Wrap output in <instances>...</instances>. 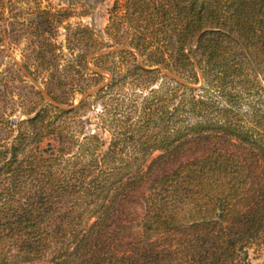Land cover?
I'll list each match as a JSON object with an SVG mask.
<instances>
[{"label": "trees", "instance_id": "16d2710c", "mask_svg": "<svg viewBox=\"0 0 264 264\" xmlns=\"http://www.w3.org/2000/svg\"><path fill=\"white\" fill-rule=\"evenodd\" d=\"M118 9L127 47L91 71L124 67L96 92L107 142L75 130L80 105L0 115V264H237L264 249V0Z\"/></svg>", "mask_w": 264, "mask_h": 264}, {"label": "rangeland", "instance_id": "374dc122", "mask_svg": "<svg viewBox=\"0 0 264 264\" xmlns=\"http://www.w3.org/2000/svg\"><path fill=\"white\" fill-rule=\"evenodd\" d=\"M118 2L122 5L124 0ZM112 3L113 0H10L5 7L1 6L0 115L18 121L27 116L28 109H37L40 105L64 108L80 105L74 112L75 130L82 123L83 132H95L107 142L109 133L102 123L108 116L102 100L113 95V90H103L102 97L96 92L111 78V68L119 70L114 75L120 85L124 67L117 62L114 65L113 57L107 56L105 64L110 68L101 71L102 80L98 84H93L96 77L91 71L97 69L98 55L127 47L123 43L127 24L124 10L118 9L110 16ZM111 17L114 25L119 26L118 38L123 45L108 46L107 25H111ZM44 44L48 48L49 45L55 47L50 48L52 61H49V52H43L44 57L37 56L41 54L39 45ZM46 87L64 102L55 100ZM121 88L119 94L126 95V85ZM4 128L1 126L0 130L6 134ZM41 146H45V142ZM133 209L138 213L142 211L139 205H134ZM245 261L264 264V249H249L247 258L237 264H245Z\"/></svg>", "mask_w": 264, "mask_h": 264}, {"label": "water", "instance_id": "95a60500", "mask_svg": "<svg viewBox=\"0 0 264 264\" xmlns=\"http://www.w3.org/2000/svg\"><path fill=\"white\" fill-rule=\"evenodd\" d=\"M48 97V96H47ZM49 98V97H48ZM50 101L52 102V103H55L52 99H50Z\"/></svg>", "mask_w": 264, "mask_h": 264}]
</instances>
